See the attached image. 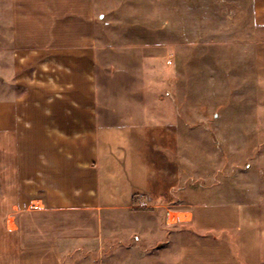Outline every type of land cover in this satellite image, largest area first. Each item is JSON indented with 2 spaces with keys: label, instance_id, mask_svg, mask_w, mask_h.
<instances>
[{
  "label": "crops",
  "instance_id": "crops-1",
  "mask_svg": "<svg viewBox=\"0 0 264 264\" xmlns=\"http://www.w3.org/2000/svg\"><path fill=\"white\" fill-rule=\"evenodd\" d=\"M43 2L9 0L0 15V264H63L65 246L73 264H264V112L231 129L228 160L196 154L159 97L106 84L89 32L64 33L78 15ZM255 38L252 101L264 100Z\"/></svg>",
  "mask_w": 264,
  "mask_h": 264
},
{
  "label": "rangeland",
  "instance_id": "rangeland-1",
  "mask_svg": "<svg viewBox=\"0 0 264 264\" xmlns=\"http://www.w3.org/2000/svg\"><path fill=\"white\" fill-rule=\"evenodd\" d=\"M58 1L44 0L43 9ZM62 1L65 20L78 15L75 23H64V33L76 26L89 32L101 72L111 75L106 84L113 77L114 89L125 99L140 98L141 93L144 99L159 97L155 106L161 113L169 107L177 114V126L191 128L186 141L196 154L209 152L228 160L233 153L231 129L248 126V119L241 117L247 113L263 114L264 100L256 94L252 101L255 95L247 92L244 78L253 60L246 48L250 35L264 39L263 19L252 17L253 5L259 16L264 11V0H80L81 7L77 0ZM8 3L0 0V15L8 14ZM8 239L0 230V249H7L2 244ZM75 251L65 246L63 264H73ZM2 259L1 264H10L7 256Z\"/></svg>",
  "mask_w": 264,
  "mask_h": 264
},
{
  "label": "built area",
  "instance_id": "built-area-1",
  "mask_svg": "<svg viewBox=\"0 0 264 264\" xmlns=\"http://www.w3.org/2000/svg\"><path fill=\"white\" fill-rule=\"evenodd\" d=\"M175 218V217H174Z\"/></svg>",
  "mask_w": 264,
  "mask_h": 264
}]
</instances>
